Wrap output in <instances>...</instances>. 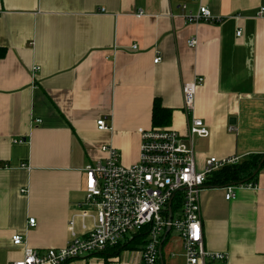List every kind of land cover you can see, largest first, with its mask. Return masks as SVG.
I'll return each instance as SVG.
<instances>
[{
    "label": "crops",
    "instance_id": "0c3cea01",
    "mask_svg": "<svg viewBox=\"0 0 264 264\" xmlns=\"http://www.w3.org/2000/svg\"><path fill=\"white\" fill-rule=\"evenodd\" d=\"M201 5L216 22L187 23L183 15ZM262 8L264 0H0L7 49L0 62V264L24 258L14 235L41 254L68 244L69 219L85 199L84 169L106 159V146L123 165L138 163L139 130L155 128L156 101L171 111L166 128L186 137L192 115L182 87L195 77L205 80L195 115L211 133L194 138L199 171L212 157L264 155ZM101 119L110 130L98 129ZM225 196V188L200 193L206 250L227 253L228 264H264V168L254 187L235 186V198ZM172 231L162 241L164 264H186ZM108 253L67 263L139 264L142 257V250Z\"/></svg>",
    "mask_w": 264,
    "mask_h": 264
},
{
    "label": "built area",
    "instance_id": "2783aa9c",
    "mask_svg": "<svg viewBox=\"0 0 264 264\" xmlns=\"http://www.w3.org/2000/svg\"><path fill=\"white\" fill-rule=\"evenodd\" d=\"M263 15L264 8L259 11V16ZM142 16L140 13L139 17ZM183 17L187 23L216 22L210 9L204 5L197 13L188 12ZM241 35L239 30L237 37ZM197 44V39L188 42L190 48ZM204 82L203 77H195L182 87L184 109L192 115L186 137L171 128L140 129V158L132 166L121 163L117 149L102 147L107 153L106 159L84 169L85 199L78 212L69 219L71 240L68 244L41 254L31 248L22 235H14L13 245L23 248L24 258L13 264H64L85 255L102 253L144 229H148V238L139 264L158 263L167 230L179 233L186 264H206L208 260L228 264L227 253L209 252L205 248L200 193L211 173L239 160L212 157L207 160L203 171L198 169L194 138L211 135L203 120L195 115L197 93ZM97 127L100 131L111 129L105 119L99 120ZM235 130L230 127V131ZM225 189L226 200H233L235 187ZM176 197L180 198L181 207L178 215H173L172 205ZM78 221L80 233L77 231ZM28 225L34 227L36 219L30 218Z\"/></svg>",
    "mask_w": 264,
    "mask_h": 264
},
{
    "label": "trees",
    "instance_id": "16d2710c",
    "mask_svg": "<svg viewBox=\"0 0 264 264\" xmlns=\"http://www.w3.org/2000/svg\"><path fill=\"white\" fill-rule=\"evenodd\" d=\"M7 49L0 46V62L6 57ZM171 111L164 109L158 101L154 104L153 110V126L155 128L168 127L170 124ZM264 155L253 154L248 158L239 161L236 164L226 165L221 169H218L208 176L206 187L209 188H225L227 186L237 185L240 186L242 182L250 179L242 185L254 186L258 182V178L261 170L264 168L262 165L261 170L253 176L254 172L260 165ZM181 200L176 197V201L172 205L173 215L180 211ZM166 235V234H165ZM164 235V237H165ZM163 237V238H164ZM148 238V229L132 235V238L122 241L115 247H110L102 253H108L109 256L118 257L124 250H143ZM163 260V259H162ZM162 260H159L157 264H162ZM164 262V260H163ZM69 263V262H68ZM67 262L64 264H68Z\"/></svg>",
    "mask_w": 264,
    "mask_h": 264
},
{
    "label": "water",
    "instance_id": "95a60500",
    "mask_svg": "<svg viewBox=\"0 0 264 264\" xmlns=\"http://www.w3.org/2000/svg\"><path fill=\"white\" fill-rule=\"evenodd\" d=\"M232 120H233V121H231V123H234V124H235V119H232ZM263 164H264V158L262 159V161H261L260 165L258 166L257 170L254 172L253 176H255V175L261 170ZM249 180H250V179H248V180L242 182V184L245 183V182H247V181H249ZM242 184H240V185H242ZM232 186L235 187V186H237V185H232ZM171 205H172V201H170L169 204H168L169 209L171 208ZM160 253H161V251H160ZM160 259H161V260L163 259L161 254H160ZM161 262H162V264H164L163 260H162Z\"/></svg>",
    "mask_w": 264,
    "mask_h": 264
},
{
    "label": "rangeland",
    "instance_id": "374dc122",
    "mask_svg": "<svg viewBox=\"0 0 264 264\" xmlns=\"http://www.w3.org/2000/svg\"><path fill=\"white\" fill-rule=\"evenodd\" d=\"M176 215H178V212H176ZM171 236L177 238V237H178V235H177V231H172V232H171ZM131 237H132V235L128 236L127 239H130ZM163 254L165 255V259H166V258H167V257H166V253L163 252ZM159 260H161L160 257H159ZM159 260H158V261H159Z\"/></svg>",
    "mask_w": 264,
    "mask_h": 264
}]
</instances>
